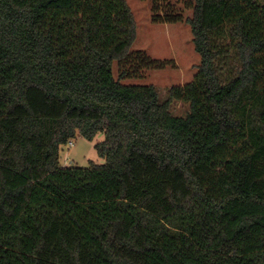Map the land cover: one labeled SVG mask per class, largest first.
I'll list each match as a JSON object with an SVG mask.
<instances>
[{
	"label": "trees",
	"instance_id": "16d2710c",
	"mask_svg": "<svg viewBox=\"0 0 264 264\" xmlns=\"http://www.w3.org/2000/svg\"><path fill=\"white\" fill-rule=\"evenodd\" d=\"M152 21L200 58L163 101L121 82L166 63L131 52L127 0H0V264H264V0ZM78 134L103 163L61 164Z\"/></svg>",
	"mask_w": 264,
	"mask_h": 264
},
{
	"label": "rangeland",
	"instance_id": "374dc122",
	"mask_svg": "<svg viewBox=\"0 0 264 264\" xmlns=\"http://www.w3.org/2000/svg\"><path fill=\"white\" fill-rule=\"evenodd\" d=\"M174 3L175 0H170ZM136 21V39L131 47L132 51L141 50L153 61H164L165 66L160 68H146L140 77L122 79L124 84H153L159 92L161 101L167 97L168 88L172 85L184 84L193 79L196 65L199 63V54L195 51L192 42L190 27L184 23H155L152 21V0H127ZM189 11H187L188 13ZM115 77L118 68L113 66ZM187 104L174 102L171 112L175 115H184ZM103 139L97 134L89 141L81 135L72 138L71 145L64 144L60 149L59 161L63 166H87L89 161L103 163L94 144Z\"/></svg>",
	"mask_w": 264,
	"mask_h": 264
},
{
	"label": "built area",
	"instance_id": "2783aa9c",
	"mask_svg": "<svg viewBox=\"0 0 264 264\" xmlns=\"http://www.w3.org/2000/svg\"><path fill=\"white\" fill-rule=\"evenodd\" d=\"M72 141H69V145H71Z\"/></svg>",
	"mask_w": 264,
	"mask_h": 264
}]
</instances>
